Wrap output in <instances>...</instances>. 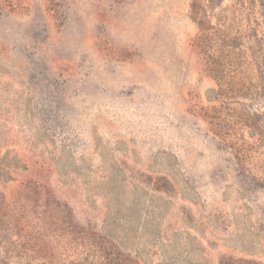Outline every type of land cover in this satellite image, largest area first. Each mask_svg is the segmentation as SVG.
<instances>
[{
  "label": "rangeland",
  "instance_id": "rangeland-1",
  "mask_svg": "<svg viewBox=\"0 0 264 264\" xmlns=\"http://www.w3.org/2000/svg\"><path fill=\"white\" fill-rule=\"evenodd\" d=\"M191 3L0 0V201L47 189L141 264H264V131L234 126L260 67L237 0L199 40Z\"/></svg>",
  "mask_w": 264,
  "mask_h": 264
},
{
  "label": "trees",
  "instance_id": "trees-1",
  "mask_svg": "<svg viewBox=\"0 0 264 264\" xmlns=\"http://www.w3.org/2000/svg\"><path fill=\"white\" fill-rule=\"evenodd\" d=\"M203 1L192 0L191 3L193 18L203 31L197 40L206 38L211 28ZM237 3L244 11L243 20L249 28L248 36L254 46L253 53L260 67L262 84L259 85L253 77H249L247 84L243 76L238 81L249 93L255 91L259 94L261 89L264 95V30L261 32V28L264 29V0H237ZM219 58L213 59L211 64L219 83V93L222 94L227 93L230 87L228 67L225 66L227 63ZM231 65L229 58V70ZM235 118L237 123L234 126L238 124L242 128L249 127L259 134L264 131V111L252 113L247 110ZM260 147L261 144L242 143L238 146L236 143L235 154L242 167L246 158L252 157L253 149ZM258 182L264 187L263 180ZM0 228L6 229L8 233L2 256L7 264H141L114 240L83 226L69 205L42 187H30V184H26L19 191L13 205L0 201ZM228 259H223L221 264H229Z\"/></svg>",
  "mask_w": 264,
  "mask_h": 264
}]
</instances>
